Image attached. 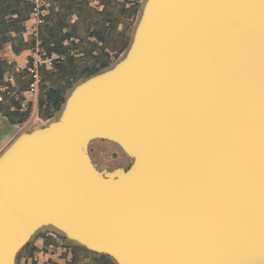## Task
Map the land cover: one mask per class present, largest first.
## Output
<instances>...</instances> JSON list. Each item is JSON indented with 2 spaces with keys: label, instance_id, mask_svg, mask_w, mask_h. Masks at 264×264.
I'll use <instances>...</instances> for the list:
<instances>
[{
  "label": "water",
  "instance_id": "water-1",
  "mask_svg": "<svg viewBox=\"0 0 264 264\" xmlns=\"http://www.w3.org/2000/svg\"><path fill=\"white\" fill-rule=\"evenodd\" d=\"M61 105L0 154V264L48 228L115 264H264V0H146Z\"/></svg>",
  "mask_w": 264,
  "mask_h": 264
},
{
  "label": "trees",
  "instance_id": "trees-1",
  "mask_svg": "<svg viewBox=\"0 0 264 264\" xmlns=\"http://www.w3.org/2000/svg\"><path fill=\"white\" fill-rule=\"evenodd\" d=\"M57 7L45 15L39 30V41L48 54L56 56L52 67L40 75L37 115L42 121H49L64 102L67 91L80 79L109 67L128 47L130 33L139 13L140 0H100L101 10L88 7V0H56ZM31 4L28 0H0V51L3 45L14 41L18 47L32 46L22 40L25 22L29 19ZM75 17V20L74 18ZM94 21L84 26V38L77 40V20ZM80 20V19H79ZM89 46V47H88ZM14 51H18L15 47ZM11 72L9 65L0 58V86L7 87V94L0 104V113L12 124L24 123L30 115V106L22 108L23 93L28 90L32 77L28 68L15 70L13 86L5 80ZM43 247L55 244V240L45 234L41 235ZM38 236V237H41ZM58 240L64 239L55 234ZM35 238L19 253L22 258L33 259L36 247ZM66 244V242L64 243ZM71 258L70 264H113L107 257L90 254L85 250L66 244ZM91 257L92 260H87ZM48 264H55L50 261Z\"/></svg>",
  "mask_w": 264,
  "mask_h": 264
},
{
  "label": "crops",
  "instance_id": "crops-1",
  "mask_svg": "<svg viewBox=\"0 0 264 264\" xmlns=\"http://www.w3.org/2000/svg\"><path fill=\"white\" fill-rule=\"evenodd\" d=\"M145 1L146 0H140L141 7H140V10H139L138 15L136 16L135 22L133 24V27H132V30H131V33H130V39H131V36L133 34L134 27L136 26V24H137V22L139 20V17H140V14H141V11L143 9L144 2ZM45 2H46V14H48L51 11V8L52 7L55 8V7H57L59 5V2H57L56 0H45ZM88 7L92 8L93 10H101L102 9V5L100 4V0H88ZM73 18L75 20V17H73ZM79 19L77 20V25H78L77 40L84 38V26L92 25L91 22L95 20V18H93L92 20L89 19L85 23L84 20H82L81 18H79ZM30 24H31V21H30V19H28L25 22V32L22 34V40L26 44H28V41L30 40V35H29V26H30ZM130 39H129V42H130ZM15 47L18 48V51H16V52L14 51V48ZM127 48L121 54V56L118 58V60L122 57V55H124V53L126 52ZM31 54H32V50H31L30 47H27V46L18 47V45L14 41H9V42H7V43H5L3 45V47H2V49L0 51V58L4 62H6L9 65L10 69H11V72H9V73H7L5 75V80L7 82H9L11 85H13V86L16 85V82H15V80L13 78V72L15 70H23V69L28 68L29 67V64H30ZM113 64H111L109 67H111ZM109 67H107V68H109ZM107 68H105V69H107ZM105 69H102V70H105ZM102 70H100V71H102ZM43 71H45V70H41V73ZM41 73H40V75H41ZM82 80L83 79L78 80L67 91L66 95L68 94V92L77 83H79ZM23 95H24L23 104H25V106H30V115H29L28 119L24 123H22V124L12 125V124H10L7 121L8 124L12 127V131H11L10 135H8L6 138H4V141L0 145V154L21 133H23L26 130L35 129V128H39V127L44 126L45 124H47L48 122H50L51 120H53L56 117V115L61 110L62 105L59 107V109L57 110V112H55V114H54V116H53V118L51 120H49V121H42L41 119L38 118V115H37L38 91L37 90L36 91H29V90H27V91H25L23 93ZM1 115L4 117V115L2 113L0 114V116ZM43 231H45V232L47 231V233H45V235L46 236H51L55 240V244L49 245L46 248V250H45V248L43 247V239L44 238L43 237H36L35 240H34V243H33L34 246L36 247V251L34 252V255H33V259H34L35 263H31V260L30 259H27V260L22 259V263L23 264H48V262L50 260V261L54 262L55 264H70L69 262H70V258H71V253H70L68 247L66 246V244H64V242L62 240L60 241V240H58V239L55 238V234L58 235V233H56L54 230L49 229V228L48 229H44ZM72 245H74V244H72ZM74 246H76V245H74ZM77 247H79V246H77ZM79 248H81V247H79ZM81 249H83V248H81ZM83 250H85V249H83ZM85 251L88 252V253H90V254H94V255H98V256H105L113 264H115L106 255L92 253V252L87 251V250H85ZM19 253L17 254V257H16V264L18 262V255H19Z\"/></svg>",
  "mask_w": 264,
  "mask_h": 264
},
{
  "label": "built area",
  "instance_id": "built-area-1",
  "mask_svg": "<svg viewBox=\"0 0 264 264\" xmlns=\"http://www.w3.org/2000/svg\"><path fill=\"white\" fill-rule=\"evenodd\" d=\"M31 4V11L29 19L31 24L29 26V35L32 40V54L28 71L32 77L29 84V91L39 90V80L41 70H49L52 67L53 59L56 58L54 54H48L47 51L42 48L39 41V30L43 24L44 17L46 15V2L45 0H28ZM7 87L0 86V104L4 101V97L7 94ZM22 108H25V104H21ZM1 114V113H0Z\"/></svg>",
  "mask_w": 264,
  "mask_h": 264
},
{
  "label": "rangeland",
  "instance_id": "rangeland-1",
  "mask_svg": "<svg viewBox=\"0 0 264 264\" xmlns=\"http://www.w3.org/2000/svg\"><path fill=\"white\" fill-rule=\"evenodd\" d=\"M11 131H12V127L8 124L7 120L1 115L0 116V145L4 141V138L10 135ZM89 154L94 164L99 170L105 169V170L110 171L118 167H122L126 169L130 165V160L128 159V157L117 146H115L113 143L109 141H105V140L93 141L89 145ZM45 233H47V231L46 232L40 231L31 239L41 236L42 234H45ZM58 236H61V235L58 234ZM63 239H64V243L66 242V244L72 245V243L66 240L64 237ZM22 259L18 261L17 264H23ZM87 260L90 261L92 260V258L89 257L87 258Z\"/></svg>",
  "mask_w": 264,
  "mask_h": 264
}]
</instances>
